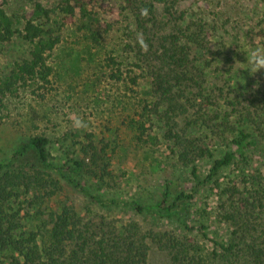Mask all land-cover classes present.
<instances>
[{
  "label": "trees",
  "instance_id": "16d2710c",
  "mask_svg": "<svg viewBox=\"0 0 264 264\" xmlns=\"http://www.w3.org/2000/svg\"><path fill=\"white\" fill-rule=\"evenodd\" d=\"M10 1L0 0V108L23 91L46 98L54 74L50 59L64 29L75 26L92 45L104 47L119 28L121 53L106 52L103 67L134 94L141 80L147 83L146 97L139 96L130 120L136 140L166 144L171 157L189 170L195 188L215 191L220 201L215 219L229 235L222 240L204 225L191 227L188 203L195 189L179 190L171 181L154 208L178 219L180 232L146 231L135 220L96 217L54 178L66 179L103 205L116 203L82 183L85 177L104 183L111 175L94 134L72 132L78 155L67 149L58 158L49 137L31 135L0 161V264H149L152 246L165 251L170 264H264V171L258 167L264 166V78L252 76L244 83L234 64L221 66L231 48L216 46L211 38L228 32L223 25L232 26L221 23L224 1L55 0L46 5L32 0L19 19L8 13ZM256 35L240 27L237 40ZM16 38L27 48L9 61ZM214 73L227 76L217 80ZM203 162H209L205 171ZM229 168L233 176L224 183L221 176Z\"/></svg>",
  "mask_w": 264,
  "mask_h": 264
},
{
  "label": "rangeland",
  "instance_id": "374dc122",
  "mask_svg": "<svg viewBox=\"0 0 264 264\" xmlns=\"http://www.w3.org/2000/svg\"><path fill=\"white\" fill-rule=\"evenodd\" d=\"M40 1L46 5L55 4V0ZM223 1L220 9L221 23L228 21L232 26L229 28L223 25L228 32H217L211 38L214 45L223 43L231 48L228 56L219 60L221 66L234 64L236 75L240 74L244 83L250 81L252 76L255 79L264 78V70L249 74L241 69L247 67L246 57L253 51L264 50V36H258V33L264 32V0ZM32 5V0H11L7 11L15 19H19ZM240 27L242 31L250 30L257 35L253 40L241 36L238 41ZM86 35L75 26L62 31V40L50 59L54 74L51 90L46 98L23 91L20 97L5 99L4 106L0 108V161L8 160L14 147L31 135L49 137L52 140L51 151L57 158L64 156L67 149L78 155L77 149L71 147L73 142L70 134L92 133L103 157L101 163H109L111 175L105 178L104 183L87 177L82 183H86L89 190L101 199H115L116 203L103 205L55 174L54 178L60 181L61 186L80 207H87L95 216L104 215L117 223L135 220L146 231L180 232L178 219L161 216L154 208L156 201L162 198L166 181H171L179 190L195 189V194L188 203V222L191 227L199 223L207 227L205 231H210L211 236L228 239L227 226L215 219L220 202L215 191L210 186L195 188L189 170L171 157L166 144L151 146L136 140L130 120L139 109V96L146 97L144 91L147 83L141 80L136 88L138 93L134 94L124 83L111 80L103 67L106 52L121 53L122 34L119 28L116 27L104 47L92 45ZM254 43L257 49L252 46ZM26 48L16 38L9 48V61L23 56ZM214 69L215 67L211 70ZM213 75L219 77L217 80H223L227 76L220 78L218 73ZM82 137L83 135L80 140ZM202 166L204 171L207 170L209 162H203ZM258 167L264 171V166ZM230 176H233L232 168L223 171L221 177L224 178V183ZM133 204H139L143 210L136 211ZM196 235V240L201 245L211 248L200 234ZM149 264H170L169 256L165 251L152 246Z\"/></svg>",
  "mask_w": 264,
  "mask_h": 264
},
{
  "label": "clouds",
  "instance_id": "9594fccd",
  "mask_svg": "<svg viewBox=\"0 0 264 264\" xmlns=\"http://www.w3.org/2000/svg\"><path fill=\"white\" fill-rule=\"evenodd\" d=\"M246 61L247 67L241 69L248 71L249 74H255L264 70V50L257 49L253 51L250 56L246 57Z\"/></svg>",
  "mask_w": 264,
  "mask_h": 264
}]
</instances>
